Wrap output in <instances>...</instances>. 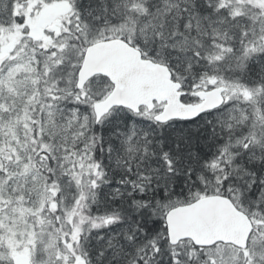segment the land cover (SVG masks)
Listing matches in <instances>:
<instances>
[{
  "label": "snow or ice",
  "instance_id": "1",
  "mask_svg": "<svg viewBox=\"0 0 264 264\" xmlns=\"http://www.w3.org/2000/svg\"><path fill=\"white\" fill-rule=\"evenodd\" d=\"M0 264H264V0H0Z\"/></svg>",
  "mask_w": 264,
  "mask_h": 264
}]
</instances>
